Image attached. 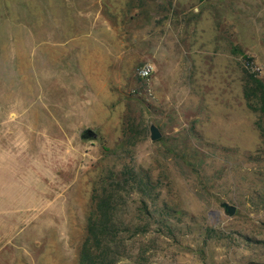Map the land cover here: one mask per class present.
Wrapping results in <instances>:
<instances>
[{
    "label": "rangeland",
    "instance_id": "1",
    "mask_svg": "<svg viewBox=\"0 0 264 264\" xmlns=\"http://www.w3.org/2000/svg\"><path fill=\"white\" fill-rule=\"evenodd\" d=\"M248 74L264 0H0V264H78L105 187L107 262L264 264Z\"/></svg>",
    "mask_w": 264,
    "mask_h": 264
},
{
    "label": "trees",
    "instance_id": "2",
    "mask_svg": "<svg viewBox=\"0 0 264 264\" xmlns=\"http://www.w3.org/2000/svg\"><path fill=\"white\" fill-rule=\"evenodd\" d=\"M244 95L248 108L264 117V81L255 74H248L244 81ZM113 192L106 187L94 191L95 212L88 218L90 238L84 244L78 264H115L106 261L117 232L114 214L118 199Z\"/></svg>",
    "mask_w": 264,
    "mask_h": 264
},
{
    "label": "water",
    "instance_id": "3",
    "mask_svg": "<svg viewBox=\"0 0 264 264\" xmlns=\"http://www.w3.org/2000/svg\"><path fill=\"white\" fill-rule=\"evenodd\" d=\"M149 133H150L149 138L152 142L158 141L162 138V134L160 132L159 127L154 123L150 124ZM96 138H97V134L94 129L85 128L80 131L81 141H92L95 140ZM223 206L227 209V211L231 215L235 213V209L230 207L228 204H224Z\"/></svg>",
    "mask_w": 264,
    "mask_h": 264
},
{
    "label": "built area",
    "instance_id": "4",
    "mask_svg": "<svg viewBox=\"0 0 264 264\" xmlns=\"http://www.w3.org/2000/svg\"><path fill=\"white\" fill-rule=\"evenodd\" d=\"M152 68L153 67L147 65V66H144V68L139 69V72H138L139 77L141 79H148L152 74Z\"/></svg>",
    "mask_w": 264,
    "mask_h": 264
}]
</instances>
